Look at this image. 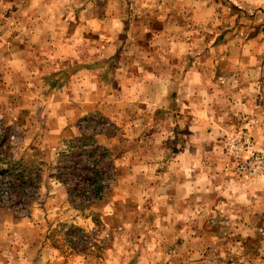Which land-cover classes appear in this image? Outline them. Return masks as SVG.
Masks as SVG:
<instances>
[{
    "label": "rangeland",
    "instance_id": "374dc122",
    "mask_svg": "<svg viewBox=\"0 0 264 264\" xmlns=\"http://www.w3.org/2000/svg\"><path fill=\"white\" fill-rule=\"evenodd\" d=\"M55 3L56 11L63 9V4H69L64 0H55ZM75 4L79 7L80 3ZM82 4L86 7L87 2ZM139 14L147 18L150 26H158L161 21L147 10H141ZM226 15L230 18H226ZM71 16L60 19L56 28L58 32H63L65 22L74 21ZM182 22L185 25L179 39L187 42L189 47L183 53L171 49L169 56L177 59L180 54H184L182 58L197 57L194 62L199 66V77H214L210 88L211 91H216L212 93L213 97L217 96L218 91L225 94L226 100L217 103L215 99L214 104L222 105V112L225 114V126L219 129V145L222 143L223 148L229 135L246 132L251 137L254 148L264 151V19L259 22L249 17L240 20L232 8L220 6L216 20L212 22L213 26H197L192 29L189 21L183 19ZM217 27L220 30L215 32ZM95 34L83 35L82 41L68 45L66 56L72 61L71 68L76 65V58L91 63L100 54L104 57L105 54L110 55V51L101 50L98 46L92 47L94 41L99 40L95 38ZM225 34V41L228 44L234 43L235 50L205 49V44L217 42V38H222ZM102 36L106 37L102 46L107 42L110 45L109 41L112 39L121 43L116 50L117 55L105 57L102 61V94L110 112L103 115L104 108L102 113L92 110L78 116L74 108L66 109L63 103L67 97H62V91L71 89L75 84L71 77L69 80L67 77H51L49 82L47 77H39L41 81L32 83L44 94L36 99L40 104L39 112H42L41 105L48 110L45 120L41 114L35 116L36 122H32L35 129L19 128V118L27 116L22 113L18 118L16 113H12L15 109L21 111V106L26 105L24 101L15 107L7 106V116L4 118L3 115L2 118V125H6V128H0V188L6 185L11 191L3 206L22 212L26 217L32 207H42L46 203H64V207L53 208L57 221L63 216L66 218L58 221L52 229L50 242L59 248V256L65 254L64 258H67L68 250L80 256V259L72 257V264H264L262 175L252 180H243L232 173L238 182H246L251 190L255 189L260 200L257 212L254 213L252 204L256 198L248 196L250 203L244 202L243 205L247 213L244 220L234 221V218H230L231 222L228 224L227 221H220L218 216L222 212L217 211L218 216L214 217L213 212L206 209L207 197L201 195L198 204L201 210L196 214L198 217L203 215V219L191 218L184 222L182 227L179 226L183 230L179 234L180 232L173 231L174 228L177 229L176 226L164 225L166 220L163 222L158 218L159 211L149 206L160 201L159 183L165 181L161 175L165 163L162 162L161 149H164V158L173 157L178 152V148L174 144L169 145V139H165L168 127H172L170 124H176V117L161 110L149 114L128 111L130 95L134 90L131 91L130 87L128 90L122 88L124 83H117L116 78L112 77V73H116L114 68L118 65L120 69L128 67L129 57L132 56L124 48L129 40L128 35L123 30L122 33L113 34V38L111 33L106 32ZM144 38L145 36L139 41L144 46L150 41L158 40L161 43V52L150 51L153 60L152 65H148L150 72L158 75L155 76L158 80L159 77H172L171 81L175 84V77H189L186 70L182 72L180 67L170 66V61L164 59L168 50L163 46L171 43L174 35L161 38L162 40L153 34ZM220 42L221 39L215 43L214 48ZM239 44L245 48H239ZM207 52L211 59L206 55ZM49 57L53 60L44 65V74L57 73L68 65V58L65 56L64 61L59 56ZM114 57H117V62ZM239 57L241 58L238 60ZM226 61L227 65L237 66L239 70L225 72V67L221 65ZM123 62L126 64H122ZM236 62L237 65H233ZM188 65L190 63H187V67ZM107 90H112L109 95ZM156 93L158 94L157 90ZM173 98L175 101V93ZM208 101L209 105H213L211 100ZM116 103L120 104L119 109ZM112 106L118 109L117 113L112 111ZM63 119L70 120V123L58 133L53 127ZM94 143L105 152L98 163L95 160V166L92 158L95 156V153L92 154ZM166 149H169V154ZM97 165L98 178L93 173ZM95 184L101 186L100 193H92ZM189 229L199 231L200 234L194 237L189 234ZM180 239L182 240L178 241Z\"/></svg>",
    "mask_w": 264,
    "mask_h": 264
},
{
    "label": "crops",
    "instance_id": "0c3cea01",
    "mask_svg": "<svg viewBox=\"0 0 264 264\" xmlns=\"http://www.w3.org/2000/svg\"><path fill=\"white\" fill-rule=\"evenodd\" d=\"M64 1L69 4H63L65 5L63 9H60L58 5L59 9L56 11V7L54 9L55 0H0V116L2 118L3 115L4 118L7 116L8 105L15 107L24 101L26 105L21 106V111L15 109L12 112L10 109V112L16 113L15 116L18 118L22 113L23 116H27L24 119L19 118V128L35 129L32 122H36V115L41 114L42 119L45 120L48 110L41 105L42 112L40 113V104L36 101L39 95L44 94L32 84L41 81L39 77H47V82L51 80V77H67V80L71 77L75 84L71 89L62 91V97H67L63 105L66 109L74 108L78 116L92 110L102 113L104 108L103 115L110 112L108 111L109 105L105 103L104 94H102V77H104L102 61L105 57L110 58V56L117 55L116 50L121 43H118L117 39H112L109 41L110 45L107 42L102 46L106 38L102 34L106 32L111 33L112 36L126 30L129 40L124 48L130 51L132 56L129 57L128 67L124 66L120 69L118 65L116 69L114 68L116 73H112V77L116 78L117 83L119 81L124 83L122 88L128 90L130 87L131 91L134 90L130 95L131 103H127L130 108L128 111L149 114V112L161 110L176 117V124H170L173 128L166 126L169 129L165 139H169L167 143L174 144L178 152L173 157L164 158V149H161L162 162H165L161 175L164 176L165 181L159 183L158 199L160 201L153 202V206L151 204L149 206L159 211L158 218L163 222L166 220L164 225L176 226L178 230L174 228L173 231H178L179 234L183 231L179 226L182 227L184 222L191 218L203 219V215L198 217L196 214L201 210L198 206L201 195L207 197L206 209L212 211L214 217L218 216L217 211L222 212L218 218L220 221H227V224L231 222L230 218H234V221L245 219L244 216L247 213L243 205L244 202L250 203V200H247L248 196L253 195L256 198L252 204L254 213H256L260 202L257 197L258 193L255 189L251 190L245 184L246 182H238V179L227 170L224 147L222 148V143L221 146L219 145V129L225 126V114L222 112V105L214 104L215 99L217 103L226 100L225 94L223 91H218L217 96L213 97L212 93L216 91H211L210 88L214 77H199V66L194 62L197 57L182 58L184 54H180L177 59L175 56L170 57L169 52L172 49L183 53L189 47L187 42L179 39L184 30L183 19L189 21L192 29L197 26L200 28L213 26L212 22L216 20V13L221 6L226 9L232 8L240 20L249 17L259 22L260 19H264V0ZM77 2L80 3L79 7L75 4ZM86 2V7H84L82 3ZM92 6L93 9H91ZM141 10L154 13L158 20H161L159 25L150 26L147 18L139 14ZM70 16L74 17V21L65 22L63 32H58L56 28L60 19L70 18ZM226 18H230L229 15H226ZM232 24L235 25V22ZM226 28L224 30H227ZM219 30L217 27L215 32ZM94 32L96 33L95 38L99 40L96 39L92 47L98 46L101 50L110 51V55L108 56V53L104 57L100 54L99 57L97 56L98 59L90 61L91 63L76 58L78 61L71 68L72 61L70 62L67 57L66 48L72 43L77 44L82 41L83 35ZM148 34H153L159 40L174 35L172 42L163 46L168 50L167 53L165 52L164 59L167 62L170 61L168 65L178 66L182 72L186 70L189 77H175L176 82L173 84L172 77H159L158 80L155 77L158 75L150 72L148 65H152L153 60L150 51L161 52L162 47L158 40L150 41L146 46L140 44V39L142 40L144 36L146 39ZM226 34L222 35V38L221 36L217 38L218 41L220 39L222 41L218 47L214 48L218 41L208 42L205 44V49L207 51L226 50V48L230 51L235 50L234 43L228 44V41H225ZM189 43L193 46L192 42ZM238 47L245 48L240 44ZM51 55L59 56L58 58L63 61L65 57L68 58V65L62 67L57 73L44 74L43 69L46 67L44 65L53 60L49 57ZM114 58L117 62V57ZM208 58L211 59L209 55ZM187 63H190L188 67ZM233 65H237V62ZM221 66L225 67V72L239 70L237 66H230L229 63L227 65V61ZM97 80L99 82H96ZM151 81L155 84L153 85ZM111 91L107 90V95ZM72 94L73 98H71ZM13 100H15L14 103ZM208 100H211L213 105H209ZM116 104L119 109L120 104ZM118 109L112 106V111L117 113ZM69 123L70 120L63 119L53 129L59 133L66 129ZM169 149H166L167 154H169ZM260 178L264 180L263 173ZM54 206L64 207L66 205L46 203L42 207H32L29 215L25 217L22 212H16L0 204V264H72L70 263L72 257L80 259V256L71 253L70 250L66 253L68 259L64 258L65 254L59 256V248L50 242L53 235L52 229L58 221L66 218L63 216L57 221L54 216ZM39 208L42 210L39 211ZM190 233L194 237L200 234L199 231L192 229H189Z\"/></svg>",
    "mask_w": 264,
    "mask_h": 264
},
{
    "label": "built area",
    "instance_id": "2783aa9c",
    "mask_svg": "<svg viewBox=\"0 0 264 264\" xmlns=\"http://www.w3.org/2000/svg\"><path fill=\"white\" fill-rule=\"evenodd\" d=\"M1 126L0 116V128ZM224 151L227 158L225 167L239 179L252 180L264 172V151L254 148L252 139L246 132L229 135L224 142ZM10 191V187L6 185L0 188L1 205L6 204Z\"/></svg>",
    "mask_w": 264,
    "mask_h": 264
},
{
    "label": "trees",
    "instance_id": "16d2710c",
    "mask_svg": "<svg viewBox=\"0 0 264 264\" xmlns=\"http://www.w3.org/2000/svg\"><path fill=\"white\" fill-rule=\"evenodd\" d=\"M93 146V150H92V154L93 153H95V156L94 157H92L93 159H94V166L96 165V163H95V160H96V162L98 163V161H100V158H102V156L105 154V152H104V150L102 151L101 150V147H99V146H97L95 143L92 145ZM103 152V154H101ZM94 155V154H93ZM94 175H96L97 176V172H98V165H97V167H94ZM97 178H98V176H97ZM96 182V181H95ZM76 184V183H75ZM78 186V185H77ZM100 190H101V186L100 185H98V184H95V186H94V189L92 190V193H100Z\"/></svg>",
    "mask_w": 264,
    "mask_h": 264
}]
</instances>
